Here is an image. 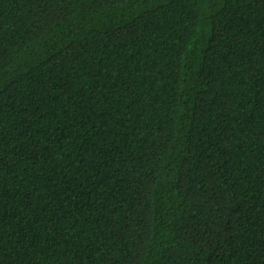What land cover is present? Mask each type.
I'll return each instance as SVG.
<instances>
[{"label": "trees", "instance_id": "16d2710c", "mask_svg": "<svg viewBox=\"0 0 264 264\" xmlns=\"http://www.w3.org/2000/svg\"><path fill=\"white\" fill-rule=\"evenodd\" d=\"M0 264H264V0H0Z\"/></svg>", "mask_w": 264, "mask_h": 264}]
</instances>
